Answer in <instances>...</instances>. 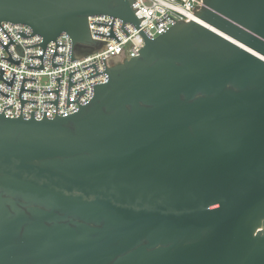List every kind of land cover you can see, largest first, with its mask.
Listing matches in <instances>:
<instances>
[{
	"label": "water",
	"instance_id": "95a60500",
	"mask_svg": "<svg viewBox=\"0 0 264 264\" xmlns=\"http://www.w3.org/2000/svg\"><path fill=\"white\" fill-rule=\"evenodd\" d=\"M134 1L0 0L11 40H0L2 58L21 62L3 22L43 39L26 46L44 49L30 56L42 65L28 68L44 69L51 41L59 55L63 33L72 61L73 46L98 45L92 16L113 17L95 24L118 42L115 18L145 38L138 56L104 72L91 65L109 80L86 105L87 89L70 99L80 69L70 73L75 113L58 115L61 78L44 91L58 95L43 102L56 105L54 119L23 117L24 104L37 103L21 98L37 92L26 77L20 117L6 116L13 105L0 110V264H264V0H203L191 22L167 16L176 24L156 39ZM5 72L13 86L16 74L6 81Z\"/></svg>",
	"mask_w": 264,
	"mask_h": 264
},
{
	"label": "built area",
	"instance_id": "2783aa9c",
	"mask_svg": "<svg viewBox=\"0 0 264 264\" xmlns=\"http://www.w3.org/2000/svg\"><path fill=\"white\" fill-rule=\"evenodd\" d=\"M133 9L135 10L138 19H142L140 25L146 35L151 39H156L166 30L176 24V21L191 22L194 15L203 7V0H135ZM167 16H171L167 17ZM167 17V18H166ZM166 18V19H165ZM113 17L110 16H92L89 17V31L91 39L98 43L94 46L77 45L73 46V55L76 60L72 61V44L73 41L69 35L63 33L57 38V44L65 45L59 46L57 55L54 59L57 45L56 42H49L44 58V69L28 68L40 67L42 61L40 58L30 57L39 56L43 54V47H26L30 45L40 44L43 39L38 35H32L33 31L30 27L21 24H12L10 22H3L1 25L10 35L17 45H21L25 55L22 56L17 51L16 44H10L8 47L15 61H20V64H15L4 58H9L10 55L0 43V68L6 70L4 79L11 81L16 74L13 86L8 85L4 80H0V90L7 95L0 92V110L13 105L12 108H7L5 114L7 117L17 118L21 115L22 102L19 97L20 90L24 77L35 79L36 81L26 80L24 88L33 91H23L21 98L23 100H31L36 102H27L24 104L23 117L30 119L32 112H35V119L42 120L44 112H47L48 119L56 117L57 107L54 103H43L45 101H56L58 98L55 92H44L58 89L59 82L56 78H61L60 92L58 102V115L65 117L80 110V105H86L94 97V86L104 84L109 80L107 73L96 74V69L99 72L106 71V67L113 64V60L120 58L122 61L131 59L139 55L145 45V38L132 24H126L124 28L129 35L122 29L123 22L115 18L113 23V30L118 40L114 37H109L111 33V26H105L97 23H104L111 25ZM165 19L164 21H162ZM162 21V22H160ZM157 22H160L156 25ZM17 32H24L25 35H32L30 37H23ZM100 33L108 36L96 35ZM0 40L3 44L8 45L11 40L5 31L0 27ZM64 55V56H62ZM4 57V58H2ZM62 66L54 67L52 63ZM105 59V62H104ZM90 66V67H88ZM87 67V68H86ZM85 68V69H84ZM71 77V81L75 82L71 86L70 99L76 101L79 98L80 91L86 90L79 98V104L73 102L67 108L68 88L70 73L79 70ZM95 75V76H93ZM93 76V77H91ZM88 77H91L88 79ZM84 81H81L83 80ZM81 81V82H79ZM78 82V83H77Z\"/></svg>",
	"mask_w": 264,
	"mask_h": 264
},
{
	"label": "flooded vegetation",
	"instance_id": "af4514ba",
	"mask_svg": "<svg viewBox=\"0 0 264 264\" xmlns=\"http://www.w3.org/2000/svg\"><path fill=\"white\" fill-rule=\"evenodd\" d=\"M122 60L120 58L113 60V64L116 65L120 63Z\"/></svg>",
	"mask_w": 264,
	"mask_h": 264
}]
</instances>
